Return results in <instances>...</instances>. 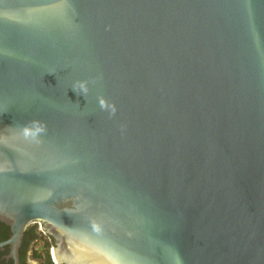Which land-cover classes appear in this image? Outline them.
<instances>
[{
  "label": "water",
  "instance_id": "95a60500",
  "mask_svg": "<svg viewBox=\"0 0 264 264\" xmlns=\"http://www.w3.org/2000/svg\"><path fill=\"white\" fill-rule=\"evenodd\" d=\"M0 221L54 264H264V0H0Z\"/></svg>",
  "mask_w": 264,
  "mask_h": 264
},
{
  "label": "flooded vegetation",
  "instance_id": "af4514ba",
  "mask_svg": "<svg viewBox=\"0 0 264 264\" xmlns=\"http://www.w3.org/2000/svg\"><path fill=\"white\" fill-rule=\"evenodd\" d=\"M40 227L41 225L38 223L27 226L17 252L14 254L13 246L7 243L12 235L11 228L0 221V264H45L43 256L42 258L38 257V254H42L44 244L42 240L44 233ZM49 240L53 246L52 240L50 238Z\"/></svg>",
  "mask_w": 264,
  "mask_h": 264
},
{
  "label": "trees",
  "instance_id": "16d2710c",
  "mask_svg": "<svg viewBox=\"0 0 264 264\" xmlns=\"http://www.w3.org/2000/svg\"><path fill=\"white\" fill-rule=\"evenodd\" d=\"M42 240L44 242L42 254H38V257L42 258L43 256L45 260V264H54L50 256V248L52 247V243L49 240V238L47 236H44L43 234H42Z\"/></svg>",
  "mask_w": 264,
  "mask_h": 264
},
{
  "label": "bare ground",
  "instance_id": "6f19581e",
  "mask_svg": "<svg viewBox=\"0 0 264 264\" xmlns=\"http://www.w3.org/2000/svg\"><path fill=\"white\" fill-rule=\"evenodd\" d=\"M68 264H94L93 262L87 260V256L81 253H72L70 256H65ZM54 260H56L54 255Z\"/></svg>",
  "mask_w": 264,
  "mask_h": 264
},
{
  "label": "rangeland",
  "instance_id": "374dc122",
  "mask_svg": "<svg viewBox=\"0 0 264 264\" xmlns=\"http://www.w3.org/2000/svg\"><path fill=\"white\" fill-rule=\"evenodd\" d=\"M44 236H46L45 234H43ZM50 250H51V248H50Z\"/></svg>",
  "mask_w": 264,
  "mask_h": 264
},
{
  "label": "built area",
  "instance_id": "2783aa9c",
  "mask_svg": "<svg viewBox=\"0 0 264 264\" xmlns=\"http://www.w3.org/2000/svg\"><path fill=\"white\" fill-rule=\"evenodd\" d=\"M41 228V227H40Z\"/></svg>",
  "mask_w": 264,
  "mask_h": 264
}]
</instances>
